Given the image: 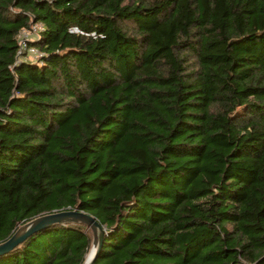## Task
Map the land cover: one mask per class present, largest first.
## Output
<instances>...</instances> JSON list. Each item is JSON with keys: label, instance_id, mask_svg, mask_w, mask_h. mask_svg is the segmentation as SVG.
Segmentation results:
<instances>
[{"label": "trees", "instance_id": "trees-1", "mask_svg": "<svg viewBox=\"0 0 264 264\" xmlns=\"http://www.w3.org/2000/svg\"><path fill=\"white\" fill-rule=\"evenodd\" d=\"M73 208L93 264H264V0H0V242ZM91 241L53 225L0 264Z\"/></svg>", "mask_w": 264, "mask_h": 264}, {"label": "water", "instance_id": "water-1", "mask_svg": "<svg viewBox=\"0 0 264 264\" xmlns=\"http://www.w3.org/2000/svg\"><path fill=\"white\" fill-rule=\"evenodd\" d=\"M65 224H82L90 228L92 241L89 251L81 264H93L101 248L106 230L93 215L77 208L45 213L20 224L9 238L0 242V256L9 253L29 236L42 229L53 225Z\"/></svg>", "mask_w": 264, "mask_h": 264}, {"label": "built area", "instance_id": "built-area-1", "mask_svg": "<svg viewBox=\"0 0 264 264\" xmlns=\"http://www.w3.org/2000/svg\"><path fill=\"white\" fill-rule=\"evenodd\" d=\"M43 30L41 23H31L28 29H23L18 35V50L16 55V61L32 60L34 62H40L42 53L34 46H29L28 42L38 38V33ZM71 33H77L81 35H87L96 37L95 32H85L79 29L77 26H72L69 29Z\"/></svg>", "mask_w": 264, "mask_h": 264}]
</instances>
